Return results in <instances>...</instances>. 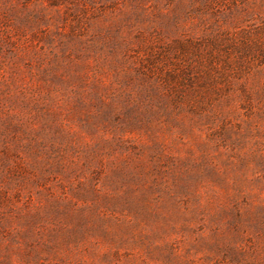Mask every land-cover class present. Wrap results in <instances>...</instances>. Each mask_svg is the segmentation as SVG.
I'll return each mask as SVG.
<instances>
[{
	"label": "rangeland",
	"instance_id": "obj_1",
	"mask_svg": "<svg viewBox=\"0 0 264 264\" xmlns=\"http://www.w3.org/2000/svg\"><path fill=\"white\" fill-rule=\"evenodd\" d=\"M257 45L264 0H0V264H264Z\"/></svg>",
	"mask_w": 264,
	"mask_h": 264
},
{
	"label": "trees",
	"instance_id": "obj_2",
	"mask_svg": "<svg viewBox=\"0 0 264 264\" xmlns=\"http://www.w3.org/2000/svg\"><path fill=\"white\" fill-rule=\"evenodd\" d=\"M50 1H56V0H50ZM256 43H258V42H256ZM256 47H257L256 51L258 52L257 55H256V57H257L256 59L264 60V53L262 52L261 48L258 45ZM228 65H230V64H228ZM181 72L183 73V70ZM183 76H184V74H183ZM169 77H170L171 80H174V76L173 75L169 74ZM182 79L184 81H188L190 84H192V83H194L196 81V79L194 77H184ZM169 85L170 84H166L165 88L163 87L164 94L163 93L159 94L158 93L159 89L157 90V89H155L153 87H150V90H149L148 93L151 94V95L157 96L159 98V100H160V103H161V100L163 98H165V97H163L164 95L165 96H169L170 95V97L173 96L171 100H172L173 104L176 107H178V105H179L178 103L182 102V99L184 100V98H185L184 102L187 104V106L194 107L197 103H199L198 99H200L201 96L193 97L192 93L189 92L187 94H184L183 91L180 92V94H178L180 88L179 87H175L173 84L170 85V86ZM193 86H194V84H193ZM193 86H191V87H193ZM144 93H145V89H140L138 94H139V96H142ZM160 96H162V97H160ZM180 97H182L181 100H179ZM191 97H193V98H191ZM135 110H137V108L135 109L134 107H132V108L128 109V112L129 113L136 112Z\"/></svg>",
	"mask_w": 264,
	"mask_h": 264
}]
</instances>
